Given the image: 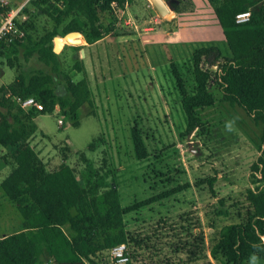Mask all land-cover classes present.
<instances>
[{
    "label": "rangeland",
    "instance_id": "1",
    "mask_svg": "<svg viewBox=\"0 0 264 264\" xmlns=\"http://www.w3.org/2000/svg\"><path fill=\"white\" fill-rule=\"evenodd\" d=\"M6 1L17 8L27 0ZM189 1L192 7L180 0L179 11L194 13L177 12L174 19L168 18L169 21L161 16L164 18L159 25L153 21L154 7L146 13L132 11L138 22L148 20L142 28L158 25L161 30L175 31L185 26L180 33L182 43L131 49L129 44L139 39L136 33L143 32L142 40H146L150 38L148 31L139 26L136 33L125 32L105 10L101 13V22L113 27L107 38L83 53H80L81 45L62 47L61 58L75 70L72 79L80 80L87 71L90 80L92 104L84 103L78 109V126L59 111L38 115L35 121V118L25 117L26 109L16 101L12 105L20 118L16 125L25 128L28 143L45 167L52 171L64 162L73 168L83 186L96 185L102 213L106 207L101 192L109 184L116 185L123 207L189 184L123 216L122 227L140 241L138 245L131 242L127 246L131 256L129 264H223L220 259L211 258L209 250L221 226L244 221L250 210L246 190L259 185L251 165L261 153L264 156L263 124L254 121L239 106L222 102L221 90L213 77L208 89L215 98L214 104L196 109L205 131L185 132L186 117L170 62L176 63L185 88L191 93L195 87L192 50L202 45H215L222 55L228 54L218 29L209 35L199 29L203 21L202 9L207 7L212 12L207 0ZM26 6L33 11V6ZM26 15L20 14L19 20ZM73 17L82 23V17L77 14ZM30 20L34 27L33 37L53 26V21L41 12ZM59 31L63 36L61 27ZM165 39L170 37L165 36ZM17 55L26 72L46 69L35 57L24 61L20 50ZM211 70L216 68L212 66ZM17 71L15 66H8L5 54L0 55V85L12 82ZM55 83L61 91V80ZM59 118L62 124H58ZM133 128L138 129L147 152L141 159L134 151ZM8 154V149L0 146V182L11 169L2 159ZM212 176H216L213 193L204 181ZM218 210H227V215H219ZM20 223L21 216L15 204L5 198L0 187V235L15 231ZM196 232H199L197 237ZM92 237L93 259L101 258L110 264L108 250L100 248L101 236ZM262 240L264 242V238ZM180 242H187L191 251L186 248L175 251V245ZM245 264H264V258L250 257Z\"/></svg>",
    "mask_w": 264,
    "mask_h": 264
},
{
    "label": "trees",
    "instance_id": "2",
    "mask_svg": "<svg viewBox=\"0 0 264 264\" xmlns=\"http://www.w3.org/2000/svg\"><path fill=\"white\" fill-rule=\"evenodd\" d=\"M111 1L27 0L20 12L28 16L23 21H16L25 31V37L19 42L0 44V55L5 54L8 66H15L18 70L12 82L0 85V146L8 149V156L3 155L2 159L11 166L0 187L21 216L18 229L0 235V264H43L44 261L45 264H107L101 258L93 259V235L101 236L100 248L106 250L121 243L138 245L140 241L122 227L123 216L189 186L188 183L179 185L123 207L116 185L109 184L101 192L106 207L102 213L98 207L97 186H83L73 168L64 162L57 169L48 170L28 143L25 128L16 125L20 118L12 105L15 98L28 96L33 97L40 108L29 107L26 118L49 114L57 108L62 116L72 120L74 126L79 125L78 109L84 103L92 104L88 81L85 73L80 80L72 79L74 67L65 63L61 58L62 52H53V37L61 35V27L64 34L80 31L87 43L102 39L113 29L111 24L101 22V13L107 11ZM116 1L123 5L124 0ZM185 1L191 6L189 0ZM207 2L221 28L230 56L222 55L216 46L195 47L191 52L195 83L191 93L187 92L176 63L170 62L186 117L185 132L206 129L196 109L214 104L215 98L208 89L212 77L221 90V101L229 106H239L254 121L263 124L264 132V0ZM27 4L35 10L30 12ZM174 6L180 12L177 4ZM9 8L13 7L9 4ZM247 9L250 10L249 19L237 23L236 13ZM39 12L47 15L53 26L33 37L31 32L34 27L30 17L39 15ZM73 14L82 17V23ZM19 50L24 61L35 57L46 69L23 70L17 55ZM214 65L218 69L212 72ZM58 79L61 80V91L56 88L55 81ZM131 135L137 158H144L147 152L138 129L133 128ZM89 147H93V142ZM251 169L253 175L260 176L257 178L259 185L246 190L250 210L244 221L221 226L218 238L209 250L210 257L220 259L223 264H245L250 257L264 258L262 153L252 163ZM215 180L216 176L204 180L212 193ZM218 214L227 215V210H218ZM195 235L197 237L199 232ZM199 239L203 240L201 235ZM179 244L175 245V251L188 249L187 242Z\"/></svg>",
    "mask_w": 264,
    "mask_h": 264
},
{
    "label": "built area",
    "instance_id": "3",
    "mask_svg": "<svg viewBox=\"0 0 264 264\" xmlns=\"http://www.w3.org/2000/svg\"><path fill=\"white\" fill-rule=\"evenodd\" d=\"M131 0H124L123 5H121L118 1L113 0L107 6V11L114 17L115 22L120 25L123 31L133 33L138 29L137 24L134 20L126 14V9L129 6ZM97 2H101V0H97ZM9 2L6 0H0V44L4 43L8 45L13 42H19L25 37V31L18 26L16 21H23L25 19L20 18V7L17 8H9L7 9ZM22 15V14H21ZM250 17V10H244L236 13L235 21L237 23L245 22ZM217 68V65H214ZM18 105L23 109H28L31 106H36L40 108L38 104H36L33 97L28 96L26 98H15ZM58 124H62V119L59 118L57 120ZM260 176V174H258ZM110 264H129L131 263L130 252L126 244L121 243L111 247L108 250Z\"/></svg>",
    "mask_w": 264,
    "mask_h": 264
},
{
    "label": "crops",
    "instance_id": "4",
    "mask_svg": "<svg viewBox=\"0 0 264 264\" xmlns=\"http://www.w3.org/2000/svg\"><path fill=\"white\" fill-rule=\"evenodd\" d=\"M198 1L200 2L202 0H198ZM191 7H192V4H191ZM152 8H153V5L151 4V2L149 0H131L130 3H129V6L126 9V14L128 16H130L134 20V22L137 24V26L138 27L140 26V29H141L142 28L141 26L143 24L147 23L148 20L144 19L143 21H141L142 23L138 22L137 19L132 15V11L135 12L136 14H138V13H146V12H150L152 10ZM202 10L203 11L201 13L203 15H201V16H202L203 21H201L199 29L203 30V31H207V32H205L206 35H209L210 33L215 32L216 29H218L220 31V35H221L220 39L224 40V37L221 34L222 33L221 28H220V26H218L219 24H215L217 22V19H216L215 15H214L213 10H211L212 12H210L209 8H207V7L203 8ZM188 11H190V10H188ZM188 11H181L180 13L182 14V13H185V12H188ZM188 13H194V12L192 11V12H188ZM176 15H177V12L172 17V19H174ZM163 18H161V16L158 14L157 11L153 15V21H154L155 24L157 23L158 25H159V23H161ZM164 19L166 21H169L168 17L164 18ZM149 21H151V19ZM158 25H155L154 27H149V26L146 25L145 27L142 28L143 30L148 31V36L147 37H150V38L146 39V40H142L144 38V36H145L143 32H140V33H136L137 31L133 32V33H136V35H138L139 39H137V38L136 39L139 40V41L136 40L134 43L129 44L130 48L133 49V48L142 47L143 49H145L148 46L156 45V44H167V43L168 44H177V43H182L183 42V40H181V39H183V36L180 33L182 31H184V28H186L185 26H183V27L179 26L177 29H175V31H165V30H161ZM154 29H155V31H154ZM151 30H153V31H151ZM208 31H210V32H208ZM110 34L106 35L102 39L94 41L93 43H87L84 40V38L82 39V37H81V43L79 45H81L83 48H80V49L85 50V49H89L90 47L93 48L94 46L98 45V43H100V41H102L105 38H107ZM165 36L170 37V39H165ZM172 39L174 41H172ZM112 45H116V44H112ZM66 46L72 48L74 45H69L67 43H64L63 44V48L66 47ZM203 46H205V45H203ZM206 46H211V45H206ZM212 46H215V45H212ZM227 51H228V54H225L224 56L229 57L230 56V52H229L228 48H227ZM82 62L86 63L85 60H82ZM85 75H86V78H87V81H88V85H89V88H90V82H89L90 80H89L87 71H86ZM3 84H8V83H3ZM3 84H1V85H3ZM54 111H58V109L55 108ZM36 118H37V116L35 117V121H36ZM261 148H263V146H261Z\"/></svg>",
    "mask_w": 264,
    "mask_h": 264
},
{
    "label": "water",
    "instance_id": "5",
    "mask_svg": "<svg viewBox=\"0 0 264 264\" xmlns=\"http://www.w3.org/2000/svg\"><path fill=\"white\" fill-rule=\"evenodd\" d=\"M155 10L160 16H166L172 18L176 11L174 5L179 4L180 0H149ZM82 33L80 31H70L65 33L63 36H54L53 37V52L59 53L62 50L63 44L62 39L66 41L69 45H79L81 43ZM84 50L80 49V53H83Z\"/></svg>",
    "mask_w": 264,
    "mask_h": 264
},
{
    "label": "flooded vegetation",
    "instance_id": "6",
    "mask_svg": "<svg viewBox=\"0 0 264 264\" xmlns=\"http://www.w3.org/2000/svg\"><path fill=\"white\" fill-rule=\"evenodd\" d=\"M177 6H178V4H177Z\"/></svg>",
    "mask_w": 264,
    "mask_h": 264
},
{
    "label": "bare ground",
    "instance_id": "7",
    "mask_svg": "<svg viewBox=\"0 0 264 264\" xmlns=\"http://www.w3.org/2000/svg\"><path fill=\"white\" fill-rule=\"evenodd\" d=\"M65 41V40H64Z\"/></svg>",
    "mask_w": 264,
    "mask_h": 264
}]
</instances>
